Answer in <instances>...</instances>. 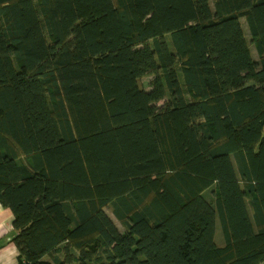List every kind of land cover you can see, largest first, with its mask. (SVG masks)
<instances>
[{"label": "trees", "instance_id": "1", "mask_svg": "<svg viewBox=\"0 0 264 264\" xmlns=\"http://www.w3.org/2000/svg\"><path fill=\"white\" fill-rule=\"evenodd\" d=\"M0 203L15 264H264V0H0Z\"/></svg>", "mask_w": 264, "mask_h": 264}, {"label": "crops", "instance_id": "2", "mask_svg": "<svg viewBox=\"0 0 264 264\" xmlns=\"http://www.w3.org/2000/svg\"><path fill=\"white\" fill-rule=\"evenodd\" d=\"M14 235L12 211L0 203V264H15L17 261L18 250L12 241Z\"/></svg>", "mask_w": 264, "mask_h": 264}, {"label": "rangeland", "instance_id": "3", "mask_svg": "<svg viewBox=\"0 0 264 264\" xmlns=\"http://www.w3.org/2000/svg\"><path fill=\"white\" fill-rule=\"evenodd\" d=\"M241 23H242V26H243V29H244V33L246 35V38L247 40L250 42V47H251V50H252V53L253 55L255 56V58L257 59V55L255 53V49H254V45L251 43V36L249 34V31H248V28L246 26V23L244 21V19L241 20ZM153 77L151 76H145L143 78L140 79V85L142 88H144L145 90H149L150 89V83H151V80H152ZM163 102H159L157 103L158 106L162 105ZM205 197L210 200V201H213V196L210 192V190H207L205 192ZM105 212L107 213V215L113 220V222L115 223V225L118 227V229L121 231V232H124L125 231V227L124 225L118 221L114 215L112 214L111 212V207H106L105 208ZM216 242L218 244H223V237L221 236V232H220V228H219V224L216 226ZM56 255H58L61 259L64 258V255H63V249L62 247H59L57 250H55L54 252ZM74 255H77L76 252H73ZM48 258H50L49 256H47ZM90 264H98L99 263V260H97L96 258H93L91 261H89ZM72 264H80L79 263V260L75 259L74 262H72Z\"/></svg>", "mask_w": 264, "mask_h": 264}]
</instances>
